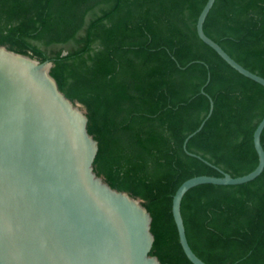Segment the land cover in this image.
Returning a JSON list of instances; mask_svg holds the SVG:
<instances>
[{"label": "trees", "instance_id": "trees-1", "mask_svg": "<svg viewBox=\"0 0 264 264\" xmlns=\"http://www.w3.org/2000/svg\"><path fill=\"white\" fill-rule=\"evenodd\" d=\"M206 1L0 0V45L52 61L60 91L85 109L98 147L95 173L142 200L150 254L162 264H193L171 213L177 187L196 175L241 176L258 162L253 132L264 87L198 37ZM203 30L264 77V0H215ZM209 97L212 113L189 138L186 149L197 156L189 155L183 141L207 114ZM260 139L264 149V129ZM180 211L204 262L264 264V169L238 185H196Z\"/></svg>", "mask_w": 264, "mask_h": 264}, {"label": "water", "instance_id": "water-1", "mask_svg": "<svg viewBox=\"0 0 264 264\" xmlns=\"http://www.w3.org/2000/svg\"><path fill=\"white\" fill-rule=\"evenodd\" d=\"M214 1L207 0L197 17L198 37L264 87V77L205 34L203 23ZM52 65L0 45V264H162L150 254L154 236L142 200L112 188L95 173L98 147L88 133V118L80 103L60 91L50 74ZM209 79L208 74L206 83ZM212 110L209 97L207 114L183 141L187 154L197 156L186 144ZM263 129L264 116L253 132L258 157L253 170L235 177L224 171L221 176H192L174 192L171 213L191 263L208 264L188 244L180 211L184 194L200 184L238 185L259 176Z\"/></svg>", "mask_w": 264, "mask_h": 264}, {"label": "rangeland", "instance_id": "rangeland-1", "mask_svg": "<svg viewBox=\"0 0 264 264\" xmlns=\"http://www.w3.org/2000/svg\"><path fill=\"white\" fill-rule=\"evenodd\" d=\"M79 107L82 111H85L84 107L81 104H79Z\"/></svg>", "mask_w": 264, "mask_h": 264}]
</instances>
